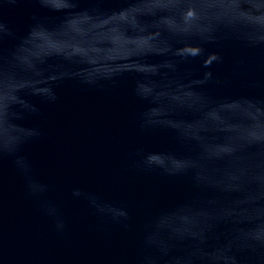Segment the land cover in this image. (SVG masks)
I'll list each match as a JSON object with an SVG mask.
<instances>
[{"label":"water","instance_id":"water-1","mask_svg":"<svg viewBox=\"0 0 264 264\" xmlns=\"http://www.w3.org/2000/svg\"><path fill=\"white\" fill-rule=\"evenodd\" d=\"M0 264H264V0H0Z\"/></svg>","mask_w":264,"mask_h":264}]
</instances>
